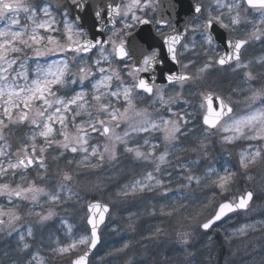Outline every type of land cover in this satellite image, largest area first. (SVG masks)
Returning a JSON list of instances; mask_svg holds the SVG:
<instances>
[{"label": "snow or ice", "instance_id": "obj_1", "mask_svg": "<svg viewBox=\"0 0 264 264\" xmlns=\"http://www.w3.org/2000/svg\"><path fill=\"white\" fill-rule=\"evenodd\" d=\"M214 2V8H205L201 2L194 3L192 17L182 30L174 28L167 19L155 20L160 45L145 47L135 43L132 30L139 25L153 23L149 14L156 11L159 0H102L93 10V27L97 32H107L106 39L89 38L88 32L80 24L81 16L69 18L68 8L57 20L51 5L38 8L29 0H0V20L8 21L4 27H0V197H5L10 205L6 209L0 208V232L7 231L11 235L16 230V225L22 219L19 211L22 205L30 206L28 215H34L38 223H43L54 213L51 210L47 213L37 212L35 208L63 202L61 193L65 191L66 183L74 179L71 171L59 170V191L48 190L44 186L49 172L45 153L53 146L63 150L60 156L65 152L83 154L80 160L68 159L67 166L76 163L77 167L94 169L106 159L116 160L117 146L122 145L125 153L149 163L153 170L146 172L143 179L125 185L117 195L135 196L157 188L164 189L167 194L165 181L158 174L171 165L169 157L177 149L181 137L186 138L190 131L186 127L190 122L189 114L173 110V105L183 98L184 86L201 79L213 63L231 66L235 62L234 71L246 70L245 82L257 79L249 64L241 61V49L249 40L264 37V0ZM68 4L78 11L91 6L86 0H68ZM242 11H252L259 16L256 21H244L254 25L248 38L224 40L219 37L230 51H225L215 61L209 58V62L200 67L196 74H190L187 70L193 61L189 59L188 63H183L181 57L184 53L194 52L197 41L201 42L200 49L205 54L209 50L214 51L218 39L216 26L226 31L235 30L242 23ZM21 13L26 22H22ZM163 28H171V32L166 33ZM189 33L193 34L191 40L188 39ZM28 52L32 53V57L28 56ZM69 53L72 54L70 59L67 58ZM57 54H64L65 58L51 63H36L34 68L28 63L33 57L38 60ZM166 60L178 65L180 70L159 71ZM257 63L264 66V57ZM158 75L162 83H157ZM85 82L90 88L83 87ZM77 84L82 86L79 91L72 88L71 91L62 92ZM169 86H172V94H169ZM201 96L206 101L203 115V125L207 126L206 136L209 130H215L221 133L220 139L225 144L247 140L264 145V87L253 89L251 95L246 97L248 108L241 115H236L231 104L220 96L214 97L210 92L201 93ZM145 98L150 103L146 107H139L137 101ZM214 100L218 102L216 107H213ZM257 101L258 107L255 106ZM200 107L205 108V103H201ZM25 122L30 123L34 131L13 152L9 143L10 127ZM122 125L123 131L118 133L116 129ZM93 134L103 137L106 142L103 145L90 143ZM38 138L43 143H39ZM201 147L205 145L202 143ZM249 148L251 150L240 153L239 165L251 180L249 169L257 164L264 165V147L249 145ZM92 158L97 163H92ZM198 163L192 161L177 165L182 174L186 173L182 175L186 181L183 187L208 183V176L196 175L191 167V164ZM30 169L36 170L34 178L29 175ZM208 173L215 175L216 178L210 181L211 185L225 199L218 204L211 218L201 225L205 230L229 213L248 211L254 197L252 191H246L228 199L227 194L237 174L228 169L223 174L215 169H209ZM168 175L171 176V173ZM88 207L92 213L88 219L91 236L78 241L86 245L88 251L72 260L71 264H89L90 251L96 248L100 239L98 226L104 222L105 213L109 211L106 204L99 202ZM177 211L179 208L175 206L167 212L161 209V213L167 215ZM160 231L157 228L153 235ZM239 231L243 233L245 229ZM27 235H33L31 228L27 230ZM181 242L188 243L186 239ZM76 246L73 243L53 251L67 255ZM127 247L124 244L116 251H123ZM28 248L29 244L21 235L20 250ZM32 260L28 264H32Z\"/></svg>", "mask_w": 264, "mask_h": 264}, {"label": "rangeland", "instance_id": "obj_2", "mask_svg": "<svg viewBox=\"0 0 264 264\" xmlns=\"http://www.w3.org/2000/svg\"><path fill=\"white\" fill-rule=\"evenodd\" d=\"M199 1L205 5V8L215 7L214 0ZM29 2L38 8L49 5L42 0H29ZM51 11L57 20L62 18V12L52 7ZM153 14L150 13L149 17L151 18ZM20 16L22 22H26L24 14L21 13ZM41 18H43L42 14ZM242 18V23L233 30V33L236 36L248 38L254 25L244 21H256L259 16L252 11L247 13L242 11ZM7 23L6 20H0V27H4ZM29 28H31L30 24ZM53 35L56 34L53 33ZM192 36L193 34L189 33L188 39L191 40ZM200 43L197 41L194 52H186L181 57L183 63H188L189 59L193 61L187 70L191 74H196L200 67L209 62V58L215 61L221 53V47L215 43L214 51L209 50L205 54L200 49ZM71 55L69 53L67 58L70 59ZM28 56L32 57V53L28 52ZM262 57H264V37L260 40H250L241 61L249 64V69L257 76L256 80L245 82L246 70L234 71L235 64L228 69H218L213 63V66L202 74L201 79L193 80L184 86L183 98L173 105V110L181 114H189L190 122L186 127L190 131L186 138L181 137L177 149L169 157L171 165L166 166V171L158 174L165 181L166 195L161 188L153 191L145 190L135 196L117 195V192L125 185L143 179L146 172L153 170V166L149 163L136 160L131 154L125 153L122 145L117 146L116 160L106 159L94 169L77 167L76 163L71 166L66 165L68 159L80 160L83 154L65 152L63 156H60L62 149L55 146L49 148L45 153L49 166L48 180L44 184L46 189L59 191V170L71 171L74 179L66 183V189L61 193L63 202L44 204L43 208L39 206L35 208V211L44 213L51 210L54 215L49 220L38 223L37 217L28 215L30 206L20 207L22 219L16 225V230L11 235L7 231L0 232V253L3 254L0 257V264H28L33 257L35 260H32V264H53L54 257L62 259L65 256L71 257L70 262L65 260L55 263L71 264L73 256L87 247L79 244L78 241L91 236L86 224L87 202L94 198L108 202L112 206V213L102 230V246L93 255L90 264H148V261L153 258L161 261L163 259L162 264H221L222 256L224 264H264V241H262L264 239V165L257 164L249 169L251 180L247 178L239 165L240 153L251 150L249 145L252 147H264V145L247 140L225 144L220 139L221 133H212L210 130L206 136V127L202 123L205 108L200 107L201 103H204L201 96V93H204L203 90H219L226 100L234 105L236 115L244 114L248 108L246 97L251 95L253 89L264 87V66L257 63ZM64 58V54L41 57L38 60L33 57L28 63L34 68L36 63H51ZM225 76L227 78H224ZM81 87L79 84L71 85L62 92L71 91L72 88L79 91ZM83 87L90 88V85L85 82ZM171 87L169 86V94H172ZM176 89L179 90V87L176 86ZM149 103L147 98L137 101L139 107H146ZM255 106H259V101ZM33 131V126L27 122L10 127L9 143L12 145L13 152ZM116 131L122 133L123 125ZM38 141L43 143L39 138ZM105 142L103 137H97L95 134L90 141L92 144L101 145ZM202 143L205 147H201ZM53 157L58 159L54 160ZM192 161H199L198 164H191V167L196 175L208 176V183L202 182L200 186L193 184L190 187H183L186 181L182 179V175L186 173L182 174L177 165ZM91 162L97 163L95 158H92ZM209 169H215L220 174L228 169L237 174L231 185V191L227 194L228 199L247 187L256 188L257 199L249 212L239 216L240 223L236 224L237 226H233L236 217L228 218L224 223L214 227L211 233H202L200 228L203 222L213 215L217 205L225 199L219 194V190L211 185L210 181L216 177L208 173ZM168 173H171V176ZM29 175L34 178L36 170L30 169ZM68 189L71 191L69 192ZM41 203H44L43 198ZM173 206L179 208V211L173 212L172 215L161 213L162 208L167 212ZM8 207L10 205L7 199L0 197V208ZM145 220H148L149 224L145 232H141L138 227L141 223L146 224ZM44 225L47 227L45 228ZM29 228L32 229V236L27 235ZM157 228L161 231L153 235ZM241 228L245 229L243 233L239 231ZM21 235L29 244V248L24 251L20 250ZM182 239H186L188 243L183 244ZM220 240H223L225 244V253L222 255ZM140 241L144 243V246ZM73 243L77 246L67 255H60L53 251ZM124 244L128 247L123 251H116L123 248ZM139 248L140 251H138ZM150 249L155 254L150 255L148 253Z\"/></svg>", "mask_w": 264, "mask_h": 264}, {"label": "water", "instance_id": "obj_3", "mask_svg": "<svg viewBox=\"0 0 264 264\" xmlns=\"http://www.w3.org/2000/svg\"><path fill=\"white\" fill-rule=\"evenodd\" d=\"M45 1H47L48 3H51L56 9L64 10L65 8H68L69 14L72 16V18H74L76 15H80L82 18L80 21V24H82L84 29H86L91 34L89 38H91L92 36H95L98 39L99 38L106 39V32H103V33L97 32V31H95V29L93 27V25L95 23L93 10L95 7H97L98 3L102 2V0H86V3L91 5V6L86 7L83 11H78L75 8L70 7L68 4V0H45ZM194 3H196L194 0H161V3L157 9L158 18L159 19H162V18L167 19L170 22H172V20H175L176 26L174 28H176L178 30H182L185 27L186 21H188L192 17L191 8H192V5ZM155 31H156V29H155L153 23L149 24V25H140V28L136 32H133V36L135 37V43L142 44L145 47H148V46L158 47L160 45V39H159V35L156 34ZM169 32H171V31H167L166 33H169ZM216 34L218 37L217 41L220 42V44L223 47H225V51H230V49L226 48V46L223 43V40L219 39V37H223L224 40L229 39V38H231L232 40H236V39H234V37L231 36L230 33L225 31L224 29L220 28L218 25L216 26ZM169 69L172 71H179L180 70L178 65H174V64H172L171 61L166 60L164 66L161 69H159V71L166 72ZM162 82H163L162 78L158 75L157 76V83H162ZM214 97H215V95H214ZM217 104H218V102L214 100L213 107H216ZM246 191H252L255 195V191L253 189H247ZM254 197H253V199H254ZM96 202H99L101 205L106 204L109 208V211L107 213H105L104 222L99 224V226H98L97 232H98L100 239H99V242L97 243L96 248L92 249L90 251V254L88 257L89 262H90V258L92 257L91 255L97 250V247L101 243L102 236L100 234V230L106 224L107 217L109 215V212L111 211V206L108 203H103V202L98 201V200H94V201L89 202L88 206L90 204L96 203ZM249 208H250V206H249ZM87 209H88V214H89V216L87 218V223H88V219L92 215V213L89 211V207H87ZM229 214H231V213H229ZM96 218L97 219L99 218L98 215ZM222 220H224V217L220 221H222ZM220 221H217L216 223H218ZM213 226L214 225H212V227ZM209 229H207V230H209ZM90 235H91V226H90ZM86 251H88V248L86 249ZM83 253L76 255V257L74 259H76L80 255H83Z\"/></svg>", "mask_w": 264, "mask_h": 264}, {"label": "trees", "instance_id": "obj_4", "mask_svg": "<svg viewBox=\"0 0 264 264\" xmlns=\"http://www.w3.org/2000/svg\"><path fill=\"white\" fill-rule=\"evenodd\" d=\"M145 222H146V224H140L139 225V229H140V231L141 232H145V230H146V228H147V224L149 223V221L148 220H145ZM220 242V251H221V255L222 254H224L225 253V244H224V241L223 240H220L219 241ZM140 243H141V245H143L144 246V243L142 242V241H140ZM141 247V246H140ZM138 251H140V248L138 249ZM150 255L152 254H154L152 251H151V249H150V252H148ZM227 255V254H226ZM70 256H65V257H62V259H58L57 261L58 262H63V261H65V260H67L68 262H70ZM223 256H222V259H220V261H222L221 262V264H224V261H223ZM161 260H158V259H151V261L149 260L148 261V264H158L159 262H160ZM160 264H162V262H160Z\"/></svg>", "mask_w": 264, "mask_h": 264}]
</instances>
